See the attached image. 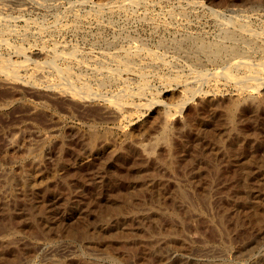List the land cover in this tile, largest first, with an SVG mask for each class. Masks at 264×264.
I'll return each mask as SVG.
<instances>
[{
    "label": "rangeland",
    "instance_id": "374dc122",
    "mask_svg": "<svg viewBox=\"0 0 264 264\" xmlns=\"http://www.w3.org/2000/svg\"><path fill=\"white\" fill-rule=\"evenodd\" d=\"M114 1H117L118 5ZM97 3V0H0V15L7 18V21L6 18L0 19V38H6L5 41L3 40L4 42L0 39V55H2L0 58L9 56L8 60L2 61L5 66L6 63L8 65V61L15 60L12 61L15 65L11 63L7 68L12 67L11 71L13 70L16 74L12 77L9 76V71H0V224L2 222L0 243L9 241V239L11 241L14 238L11 241L13 244L10 242L11 244H8V248L5 247L4 251L8 257H11L14 252L20 256L10 264H48L51 261L52 263L54 261L53 264L69 261L70 264L79 258L88 259L90 264H264V224L262 227L260 226L261 228L252 227L245 218L242 213V211L245 212L244 206L239 204L241 202L239 193L243 189L241 190L240 186L239 189L237 188L239 185L237 183L238 176L232 175L231 166L225 164V157L218 149L215 150L217 152L215 158L211 156L215 148L211 142L200 140L201 124L194 120H188V117L192 116L200 106V101L209 99L217 105L216 111L223 123L222 128L226 129L236 121L234 120L236 119L235 112L243 102L247 103L263 98L264 86L254 88L253 85H245L246 87H244L243 83H250H248V79L244 80L243 75L241 76L243 82L240 81L241 83L238 85L239 81L234 79L235 75L236 73L238 76L243 74L245 68L243 65L233 62L234 55H230L227 50H222V53L217 54V52H211V48L212 44L220 42L228 48L240 46L238 48L239 56L245 57V60L249 58L246 60L247 63L251 61L249 65L258 62L259 59L264 60V0H138V2L136 0V5L132 2L113 0L110 5L102 7H97L99 6ZM111 4L113 5L111 6ZM210 7L213 9H209ZM223 21L224 24H222ZM225 22L228 23L225 24ZM237 24L240 26L238 27ZM226 25L229 30L235 31H231L234 36L228 39L222 36ZM236 27L239 30L234 29ZM237 31L239 32L237 33ZM199 41L205 45L203 48L201 47L202 49L198 47ZM213 41L216 42L213 43ZM5 43L8 45H4ZM58 52L59 57H57ZM66 52H69L66 54L67 57L62 55ZM110 54L112 55L110 56ZM214 54L218 56L214 57ZM126 56L129 57L131 68L120 64V61ZM71 57L72 59H70ZM22 58L28 60L27 67L26 62H23L25 66H22L21 63L25 60ZM45 59H48L50 63H47L48 60ZM41 63L43 64L41 65ZM35 66H38V69ZM223 67L226 69L224 70ZM217 70L218 72H216ZM222 70L223 74L226 72L230 74L224 75L225 78L223 75L221 77L219 75ZM4 73H7L8 76ZM201 73L203 75L200 77ZM204 74L209 78L207 79ZM59 75L63 78H60ZM230 75H234L233 78ZM213 78H217V81ZM60 79L65 80L61 81ZM199 82L202 84L200 85ZM82 83L87 84L88 90L85 85H81ZM54 84L58 87L53 86ZM58 84H62L63 89ZM65 84L73 85L74 89L72 86L71 89L67 88L69 85L66 87ZM234 84L243 87L244 90H240V87H235ZM51 85L53 87L50 88ZM191 85L195 91L197 90L195 95H188L186 105L182 109H178L177 103L181 97L180 92L183 93V86V89L186 90L189 87L192 88ZM247 86L248 88L249 86L253 87L256 91L253 88L248 90ZM64 89L67 90L64 91ZM69 89H76V92ZM85 91L87 92L85 93ZM71 92H75V98ZM114 92H118V97L114 98ZM128 92L132 94L129 95ZM91 93L95 96H92ZM79 94L82 96L81 99L78 97ZM123 94L128 96L123 98ZM87 96L91 98L89 99ZM107 97L110 101L112 99L111 104L109 100H106ZM113 98L116 99V102L120 99L118 102L121 103L127 99L124 101L126 105L123 103L124 105L121 104V106L117 102L121 107L114 106L116 104H114ZM150 99L153 101L151 102ZM128 101L130 102L128 103ZM118 107L121 110H117ZM207 112L211 113L209 110ZM121 113L122 117H120ZM140 125L145 126L143 131L135 136H130V138V131ZM90 134L91 136L95 135V145H99L96 147H100L102 153L97 156H87L81 162L72 160V154L80 148L82 140L89 139ZM171 143L174 145L172 146ZM106 145L108 148L105 147ZM197 148L207 156H202L203 159L200 156H198L200 159L197 156L192 159ZM33 149L35 150L33 151ZM128 149L132 152L130 159L126 162L118 160L117 153L128 152ZM208 149L209 151H207ZM25 153L27 154L25 155ZM208 155L212 159H209ZM219 156L223 158L221 159ZM135 159L142 165L135 164ZM131 162L133 163L130 164ZM133 164L140 168L138 167V169ZM150 168L152 171L149 170ZM142 171L147 174L145 172L143 174ZM152 172L157 174L152 175ZM139 173L143 174V178L139 176ZM149 173L151 174L149 177L144 176ZM123 175L129 179H127L128 185L126 186L123 184L126 183L123 182L125 181ZM143 180L148 182L141 185ZM201 182L209 188L207 187V194L204 196L206 199L203 198L200 201L201 198L198 197L199 189L203 186ZM233 182L235 185L237 183L236 187ZM30 183L42 190L40 193L42 196L39 195V198L35 199L27 198L29 189L27 186ZM135 185L136 187L143 186L140 187L143 193L144 191L146 193L141 196L142 191H140L138 195L130 197L132 200L125 196L124 204L129 207V205H136L139 202L140 205L137 204L139 210L124 212L116 216L106 213L113 201L122 200L126 194L124 190L134 188ZM227 187H233V192L230 190L231 188L227 191ZM149 188L153 190H149ZM156 188L159 194L152 196ZM234 188L237 189L236 192ZM166 189L168 190L166 191ZM177 190L178 194L175 193ZM180 190L186 198L180 194ZM238 190H240L239 193ZM189 194L191 198H188ZM229 194L235 195L233 201ZM234 197H236V201L239 200L237 203L234 202ZM146 200L153 203H147ZM230 203L234 208H231ZM44 205L47 211L40 208L45 207ZM142 206L145 209H141ZM44 210L47 214H51H48L51 220L57 219L58 222L54 224L47 217V219L43 218L45 217ZM49 211H54V217ZM135 211V214L139 216V221L132 219ZM30 213L33 214L32 218H29ZM104 216L113 218L108 219ZM152 216L156 218H152ZM4 217H7L9 222ZM43 219L49 223H45ZM105 219H107L106 222ZM29 223L32 226H34L33 223L36 226L42 225L45 228L42 231H46V233H42L38 226H35L38 232L35 230L36 233H33V237L31 234L26 236L23 231L28 228ZM17 228L19 229L17 230ZM88 228L91 230L89 231ZM128 228L132 234L129 238L125 235L129 231ZM262 228L263 230H260ZM81 230H87L89 235L79 234ZM132 231L144 235L138 236ZM123 233L125 239L122 237ZM118 235H121L120 237L123 239ZM125 243L128 245L127 247Z\"/></svg>",
    "mask_w": 264,
    "mask_h": 264
},
{
    "label": "bare ground",
    "instance_id": "6f19581e",
    "mask_svg": "<svg viewBox=\"0 0 264 264\" xmlns=\"http://www.w3.org/2000/svg\"><path fill=\"white\" fill-rule=\"evenodd\" d=\"M113 0H97V5H99V6H97V7H102V6H106V5H110V3L112 2ZM122 1H126V2H132L133 4H135V2H136V0H122ZM135 1V2H134ZM141 1V0H140ZM209 1V0H208ZM243 1V0H242ZM115 2V1H114ZM113 2V3H114ZM117 2V1H116ZM115 2V3H116ZM137 2H138V0H137ZM84 3V2H83ZM96 3V2H95ZM114 3V5H116ZM82 4V3H81ZM72 5V4H71ZM113 4H111V6H112ZM118 5V4H117ZM120 5H122V4H120ZM120 5H119V7H120ZM128 5V4H127ZM130 5V4H129ZM136 5V4H135ZM216 5V4H215ZM82 6V5H81ZM203 6V5H202ZM109 7V6H108ZM107 7V8H108ZM118 7V6H117ZM110 8V7H109ZM112 8V7H111ZM96 9V8H95ZM101 9V8H100ZM209 9H211V7L209 8ZM213 9V8H212ZM211 9V10H212ZM214 9H216V8H214ZM210 10V11H211ZM108 11V10H107ZM78 13V12H77ZM100 13V12H99ZM216 13V12H215ZM59 15V14H58ZM218 15V14H217ZM220 15V14H219ZM0 17H2V15H0ZM8 17V16H7ZM19 17V16H18ZM77 17V16H76ZM4 18V16L2 17V18H0V19H3ZM6 18V17H5ZM4 18V19H5ZM12 18V17H11ZM57 18V17H56ZM55 18V19H56ZM8 19H9V17H8ZM28 19V18H27ZM77 19V18H76ZM6 21H7V18H6ZM42 23V22H41ZM40 23V24H41ZM228 22H225V24H227ZM232 23H234V22H232ZM28 24V23H27ZM32 24V23H31ZM35 24V23H34ZM75 24V23H74ZM222 24H224V21L222 22ZM12 25V24H11ZM43 25V24H42ZM41 25V26H42ZM222 26H224L225 27V25H222ZM227 26V25H226ZM237 26H238V24H237ZM239 26H240V24H239ZM238 26V27H239ZM241 26H242V24H241ZM221 27V26H220ZM234 27V26H233ZM233 27H232V29H233ZM238 27H236V28H234V29H238ZM229 27L227 26L226 28H224L223 29V32H222V36L224 37V38H230V37H232V36H234L233 34L234 33H232V32H235V31H232L231 29L229 30L228 29ZM231 28V27H230ZM245 28V27H244ZM240 29H241V27H240ZM239 30V29H238ZM243 30H245V29H243ZM10 31H12V30H10ZM9 31V32H10ZM232 31V32H231ZM239 31H237V33H238ZM242 32V31H241ZM248 33V32H247ZM239 36H240V33H239ZM192 37V36H191ZM197 37V36H196ZM201 37V36H200ZM187 38H188V36H187ZM252 38V37H251ZM1 39V38H0ZM6 39V38H5ZM5 39H1L2 40V42H4L5 41ZM195 39H197V38H195ZM4 40V41H3ZM203 40V39H202ZM230 40V39H229ZM241 40V39H240ZM253 40V39H252ZM1 42V43H2ZM200 42V41H199ZM214 42H216V41H213V43ZM246 42V41H245ZM254 42V41H253ZM6 43H7V40H6ZM6 43L4 44V45H6ZM10 43H12V42H10ZM10 43H9V46H10ZM185 43V42H184ZM195 43V42H194ZM223 43V42H222ZM255 43V42H254ZM208 44V43H207ZM8 45V44H7ZM6 45V46H7ZM12 45V44H11ZM14 45V44H13ZM187 45V44H186ZM189 45V44H188ZM190 45H192V44H190ZM198 45V44H197ZM208 45H210V44H208ZM205 45L203 44V43H201L200 42V44L198 45V47H204ZM231 46H233V45H231ZM239 46V45H238ZM237 46V47H238ZM258 46V45H257ZM197 47V46H196ZM240 47V46H239ZM238 47V48H239ZM18 48H19V46H18ZM17 48V49H18ZM43 48V47H42ZM51 48V47H50ZM49 48V49H50ZM193 48V47H192ZM201 48V49H202ZM210 48V47H209ZM238 48H236V47H232V48H228V47H225L224 45H222L221 44V42L220 43H216V44H212V51L211 52H217V54L219 53V52H221L222 50H227V52H229L230 53V55L232 54V55H234L233 57H232V60H234L233 62H235L236 64H240V65H243L244 66V68H245V72L243 73V74H241V75H237V73H236V75H235V80L236 81H239L238 82V85L241 83L240 81H242V75L245 77V81L248 79V83H250V84H247V83H243L242 85H244V87H246L245 85H253V87L255 88L256 86H257V88H259V87H261V86H264V60L263 59H259V61L258 62H256V63H254V64H250L249 65V63L251 62H249V63H247V61L246 60H248V59H244L245 57H242V56H239V54H240V50L238 49ZM48 49V48H47ZM198 49V48H197ZM205 49V48H204ZM12 50H13V48H12ZM14 51V50H13ZM12 51V52H13ZM19 51V50H18ZM17 51V52H18ZM56 51V50H55ZM16 52V51H15ZM15 52H14V54H15ZM63 52H65V51H63ZM206 52H209V51H206ZM210 52V53H211ZM255 52V51H254ZM69 53V52H68ZM67 52L64 54V53H62V55H66V54H68ZM100 53V52H99ZM104 53V52H103ZM108 53V52H107ZM222 53V52H221ZM25 54V53H24ZM213 55L214 57L215 56H218V55ZM220 54V53H219ZM11 55V54H10ZM18 55V54H17ZM44 55V54H43ZM54 55V54H53ZM53 55H51L52 57H53ZM57 55V54H56ZM56 55H54V56H56ZM59 52H58V56L57 57H59ZM109 55V54H108ZM112 54H110V56H111ZM222 55V54H221ZM48 56V55H47ZM68 55H66V57H67ZM104 56V55H103ZM110 56H108L109 58H110ZM129 56H131V55H129ZM208 56V55H207ZM0 57H2V55H0ZM3 57H5L4 55H3ZM9 56H7L6 58H0L1 59V61H0V71L1 72H8L9 71V76L11 75L12 77L13 76H15L16 74H14V72H13V70L11 71V68L10 69H8L7 68V66L9 65V64H11L12 63V61H15V60H11V62L10 61H8V65H7V63H6V66L4 65V63H2V61H4V59H7ZM23 57V56H22ZM25 57V56H24ZM112 57H114V56H112ZM118 57V56H117ZM27 58V57H26ZM26 58H22V59H25L24 61H22V63L21 64H23L22 66H25L24 65V63L23 62H26V67H27V61H26ZM32 58V57H31ZM55 58V57H54ZM123 58V57H122ZM125 58V57H124ZM209 58V57H208ZM207 58V59H208ZM219 58V57H218ZM229 58V57H228ZM3 59V60H2ZM10 59H12V58H10ZM9 59V60H10ZM29 59V58H28ZM65 59V58H64ZM70 59H72V57L70 58ZM69 59V60H70ZM103 59V58H102ZM116 59V61H118V59L117 58H115ZM133 59V58H132ZM231 59V58H230ZM8 60V59H7ZM17 60V59H16ZM20 60V59H19ZM30 60H32V59H30ZM45 60H48V59H45ZM44 60V61H45ZM106 60V59H105ZM108 60V59H107ZM110 60V59H109ZM108 60V61H109ZM121 60V59H120ZM210 60V59H209ZM43 61V62H44ZM79 61V60H78ZM99 61V60H98ZM103 61V60H102ZM112 61H113V59H112ZM7 62V61H6ZM20 62V61H19ZM19 62H17V63H19ZM36 62V61H35ZM81 62V61H80ZM121 63L120 64H123V66H125V67H130L131 66V62H130V60H129V57L127 58V56H126V58L125 59H122L121 61H120ZM228 62H229V60H228ZM233 62H230V63H233ZM47 63H50V61L48 60V62ZM78 63V62H77ZM104 63V62H103ZM112 63H114V62H112ZM13 64V63H12ZM37 64V63H36ZM43 63H41V65H42ZM79 64V63H78ZM97 64H99V63H97ZM118 65H119V63H117ZM132 64H133V62H132ZM212 64H213V62H212ZM218 64V63H217ZM221 64V63H220ZM225 64V63H224ZM236 64H234L236 67H237V65ZM13 65H15V63L13 64ZM18 65V64H17ZM17 65H16V67H17ZM20 65V64H19ZM38 65V64H37ZM40 65V64H39ZM50 66H52L51 64H49ZM101 65V64H100ZM103 65V64H102ZM101 65V66H102ZM12 66V65H11ZM21 66V67H22ZM226 66V65H225ZM230 66V65H229ZM233 66V65H232ZM239 66V65H238ZM243 66H241V67H243ZM25 67V68H26ZM36 67V66H35ZM35 67H34V69H35ZM38 67V66H37ZM36 67V68H37ZM40 67V66H39ZM220 67H222V66H220ZM236 67H234V68H236ZM240 67V68H241ZM253 67H255V68H253ZM15 68V67H14ZM18 68V67H17ZM24 68V67H23ZM51 68V67H50ZM131 68V67H130ZM224 68V70L226 69L225 67H223ZM227 68L229 69V67L227 66ZM13 69V68H12ZM16 69V68H15ZM15 69H14V71H15ZM27 69V68H26ZM38 69V68H37ZM36 69V70H37ZM40 69H41V67H40ZM125 69H127V68H125ZM129 69V68H128ZM237 69V68H236ZM44 70V69H43ZM46 70V69H45ZM68 70V69H67ZM70 70V69H69ZM235 70V69H234ZM239 70V69H238ZM244 70V69H243ZM11 71V72H10ZM34 71V70H33ZM64 71V70H63ZM231 71V70H230ZM237 71V70H236ZM0 72V73H1ZM15 72H17V71H15ZM55 72V71H54ZM53 72V73H54ZM216 72H218V70L216 71ZM221 72V71H220ZM62 73V72H61ZM67 73H68V71H67ZM67 73H65V75H67ZM196 73V72H195ZM212 73V72H211ZM211 73H209V74H211ZM224 72H223V70H222V73H221V75H219V76H221L222 77V75H223V77L225 78V76L224 75H227V73L228 72H226V74H223ZM232 73V72H231ZM241 73V72H240ZM5 75L7 74V73H4ZM228 74H230V73H228ZM233 74V73H232ZM231 74V75H232ZM235 74V73H234ZM32 75H34V74H32ZM64 75V76H65ZM69 75V74H68ZM198 75V74H197ZM203 74L201 73L199 76L201 77ZM205 75V74H204ZM230 75V77H232L233 78V76H231ZM6 76H8V75H6ZM60 76V75H59ZM101 76V75H100ZM117 76V75H116ZM199 76H198V78H199ZM212 76H215V75H212ZM196 77V76H195ZM205 77H206V75H205ZM29 78V77H28ZM60 78H63V77H61L60 76ZM100 78V77H99ZM173 78V77H172ZM207 79L209 78V77H206ZM205 78V79H206ZM242 78V79H241ZM7 79V78H6ZM13 79V78H12ZM27 79V78H26ZM66 79V78H65ZM64 79V80H65ZM70 79H72V78H70ZM107 79V78H106ZM114 79V78H113ZM187 79V78H186ZM201 79V78H200ZM199 79V80H200ZM205 79H204V82H205ZM213 79H215V78H213ZM228 79V78H227ZM10 80V79H9ZM32 80V79H31ZM61 80V79H60ZM63 80V79H62ZM61 80V81H62ZM63 80V81H64ZM103 80H105V79H103ZM110 80V79H109ZM173 80H175V79H173ZM198 80V81H199ZM203 80V79H202ZM216 81H217V78L215 79ZM220 80V79H219ZM218 80V81H219ZM226 80V79H225ZM224 80V81H225ZM187 81V80H186ZM201 81V80H200ZM213 81V80H212ZM227 81V80H226ZM225 81V82H226ZM67 82V81H66ZM66 82H63V83H66ZM179 82V81H178ZM202 82V81H201ZM201 82H199L200 83V85L202 84ZM206 82H207V80H206ZM220 82V81H219ZM233 82V81H232ZM243 82V81H242ZM62 83V82H61ZM70 83V82H69ZM72 83V82H71ZM103 83V82H102ZM216 83V82H215ZM215 83H214V85H215ZM221 83H223L222 81H221ZM234 83V82H233ZM48 84L50 85V83L48 82ZM48 84H46V85H48ZM146 84V83H145ZM205 84V83H204ZM224 84V83H223ZM236 84V83H235ZM234 84V85H235ZM48 85V86H49ZM58 85H62V84H58ZM66 85V84H65ZM69 85V84H68ZM68 85H66V87L68 86ZM81 85H85L84 83H82ZM87 85V84H86ZM85 85V87H86V89L88 90V88H87V86ZM126 85V84H125ZM127 85H128V83H127ZM199 85V84H198ZM217 85H219V84H217ZM232 85V84H231ZM238 85H235V87H237ZM38 86V85H37ZM53 86H55V87H58V86H56V84H54ZM52 85L50 86V88L51 87H53ZM59 86V87H60ZM64 86V85H63ZM70 86V85H69ZM67 87V88H70L71 89V86L73 87V85H71L70 87ZM147 86V85H146ZM195 86V85H194ZM44 87H46V86H44ZM62 87V86H61ZM191 87H192V85H191ZM234 87V88H235ZM238 87H240V86H238ZM253 87H250L249 86V88H253ZM65 88V87H64ZM80 87H78V89H79ZM183 88H184V86H183ZM182 88V92L183 93H181L180 92V99H179V103H177L178 105V109H182L185 105H186V102H187V97H188V95H195L194 93L197 91H195V88L194 87H192V88H190L189 87V89H183ZM186 88H187V86H186ZM198 87L196 86V89H197ZM247 88H248V86H247ZM249 88H248V90H249ZM253 88V89H254ZM56 89H58V88H56ZM61 89H63V87L61 88ZM69 89V90H70ZM73 89H74V87H73ZM77 89V88H76ZM75 89V90H76ZM85 89V88H84ZM85 89V90H86ZM128 89V88H127ZM130 89V88H129ZM143 89V88H142ZM240 90H244V88L243 87H240L239 88ZM60 90V89H59ZM65 90H67V89H64V91ZM75 90H70V91H75ZM79 90H81V88L79 89ZM96 90V89H95ZM132 90V89H131ZM135 90V89H134ZM199 90H201V89H199ZM247 90V91H248ZM252 90V89H251ZM255 91H256V89H254ZM263 90H264V88H263ZM63 91V93H65ZM119 92H120V90H118ZM123 91V90H122ZM129 91V90H128ZM136 91V90H135ZM137 91H139V89H137ZM227 91V90H226ZM69 92V91H68ZM76 92V91H75ZM75 92L74 93H72L71 92V94H72V96L74 95V98H75ZM81 92H82V90H81ZM84 92V91H83ZM87 91H85V93H86ZM99 92V91H98ZM203 92V91H202ZM206 92V91H205ZM215 92V91H214ZM232 92V91H231ZM253 92V91H252ZM79 93V92H78ZM90 93V92H89ZM118 93V92H117ZM117 93H115L114 92V94H116V95H114L113 94V96H115L114 98H116V97H118L117 96ZM169 93H171V92H169ZM207 93H209V92H207ZM217 93V92H216ZM220 93V92H219ZM239 93H240V91H239ZM242 93V92H241ZM251 93V92H250ZM77 94V93H76ZM91 94H93V93H91ZM101 94V93H100ZM112 94V93H111ZM120 94V93H119ZM118 94V95H119ZM125 94H127V93H125ZM125 94H123L124 96H123V98H126V96H128V95H125ZM128 94L129 95H131L129 92H128ZM133 94H134V92H133ZM136 94V93H135ZM138 94H139V92H138ZM141 94H142V92H141ZM205 94V93H204ZM237 94H238V92H237ZM80 95V94H79ZM78 95V97L80 98H82V96H84V94H82L81 93V95L79 96ZM99 95V94H98ZM177 95V94H176ZM252 95V94H251ZM86 96V95H85ZM89 96V95H88ZM87 96V97H88ZM92 96H95V94H93ZM102 97H103V95H101ZM141 96V95H140ZM191 96H190V98H191ZM77 97V96H76ZM98 97H100V95L98 96ZM97 97V98H98ZM101 97V98H102ZM105 97V96H104ZM110 97V96H109ZM120 97H122V95H120ZM130 97V96H129ZM143 97V96H142ZM166 97V96H165ZM174 97V96H173ZM172 97V98H173ZM233 97V96H232ZM251 97V96H250ZM253 97V96H252ZM80 98V99H81ZM89 98V97H88ZM91 98V97H90ZM89 98V99H90ZM96 98V99H97ZM108 98V97H107ZM111 98H112V95H111ZM113 98V101L115 102L114 104H116V105H114L113 103V105L114 106H119L118 105V103L121 105H124L123 103H125V105H126V102H124V101H127V99L126 100H124L123 101V103H121V102H118L119 100H118V98H117V102L115 101L116 99H114ZM131 98V97H130ZM171 98V97H170ZM203 98V97H202ZM209 98V97H208ZM105 99V98H104ZM135 99V98H134ZM149 99V98H148ZM167 99H169V98H167ZM230 99V98H229ZM85 100V99H84ZM106 100H109V98L108 99H106ZM206 101H200L201 103H200V106L198 107V109L195 111V113L192 115V116H189L188 114V120L189 121H192V120H194V121H196V122H198V123H200L201 124V127H200V140L201 141H203V142H211L212 144H213V146H214V148L215 149H213L212 151V157H214L215 158V154L217 153V152H215V150H219L220 151V153H222V155H223V157H225V164H229L230 166H231V172H232V175L233 176H238V189H239V186H240V189L242 190L243 189V191L241 192V193H239V191L240 190H238L237 192L240 194V199H241V202L239 203V204H242L243 206H244V208L243 209H245V212L244 211H242V213H244V215H245V218H247V220L249 221V223L252 225V227H262V225L264 224V96H263V98H261V99H259V100H256V101H248L247 103H242V101H241V103H242V105L241 106H239V108L237 109V112H235V117H236V119H234V120H236V121H234V122H232V124H231V127H229V128H226V129H223L222 128V121H221V118H220V116H219V114L217 113V111H216V107H217V105L215 104V103H213L211 100H209V99H205ZM218 100V99H217ZM110 101V100H109ZM111 101H112V99H111ZM111 101L109 102L110 104H111ZM150 101H151V99H150ZM153 101V100H152ZM151 101V102H152ZM155 101V100H154ZM130 101H128V103H129ZM145 102H147V101H145ZM156 102V101H155ZM176 102V101H175ZM178 102V101H177ZM220 102V101H219ZM235 102V101H234ZM240 102V101H239ZM238 102V103H239ZM127 103V104H128ZM135 103V102H134ZM133 103V104H134ZM170 103V102H169ZM168 103V104H169ZM174 103V102H173ZM230 103V102H229ZM153 104V103H152ZM151 104V105H152ZM121 105V106H122ZM130 105H131V103H130ZM138 105V104H137ZM141 105V104H140ZM171 105V104H170ZM173 105V104H172ZM233 105V104H232ZM237 105V104H236ZM239 105V104H238ZM121 106H119V107H121ZM194 106H197V105H194ZM231 106V105H230ZM235 106V105H234ZM116 108L117 110L119 109V110H121V108ZM124 107V106H123ZM127 107V106H126ZM125 107V108H126ZM130 107V106H129ZM135 107V106H134ZM226 107V106H225ZM115 108V107H114ZM136 108V107H135ZM169 109V108H168ZM218 109V108H217ZM236 108L234 107V110H235ZM126 110V109H125ZM124 110V111H125ZM211 111V113H208L207 111ZM127 111V110H126ZM125 111V112H126ZM225 112V111H224ZM223 112V113H224ZM231 112V111H230ZM119 113V112H118ZM164 113V112H163ZM156 114V113H155ZM122 115V113L120 114V117H122L121 116ZM124 115V114H123ZM131 115V114H130ZM154 115V114H153ZM185 115V114H184ZM224 115V114H223ZM222 115V116H223ZM228 115V114H227ZM167 116H169V115H167ZM160 117V116H159ZM137 118V117H136ZM118 119V118H117ZM156 119V118H155ZM161 119V118H160ZM165 119V118H164ZM159 122H160V120H159ZM155 123V122H154ZM164 123V122H163ZM193 123V122H192ZM179 124V123H178ZM119 125V124H118ZM117 125V126H118ZM149 125V124H148ZM161 125V124H160ZM175 125V124H174ZM194 125V124H193ZM94 126V125H93ZM149 127V126H148ZM177 127V126H176ZM187 127V126H186ZM191 127H193V126H191ZM197 127H198V125H197ZM145 128V126L143 127V126H137L136 128H134L133 130H131L130 131V133H129V137L130 136H135L136 134H140L142 131H143V129ZM161 128V127H160ZM180 128V127H179ZM178 128V129H179ZM222 128V129H221ZM154 129V128H153ZM101 130V129H100ZM147 130H149V129H147ZM198 130H199V128H198ZM70 133V132H69ZM102 133V132H101ZM100 133V134H101ZM81 135H82V133H80ZM88 134V133H87ZM93 134H95V133H93ZM165 134V133H164ZM89 135V134H88ZM111 135V134H110ZM169 135H171V134H169ZM168 135V136H169ZM78 136V135H77ZM85 136H87V135H85ZM95 136V135H94ZM94 136L92 135L91 136V134H90V137H89V139H86L85 141L84 140H82L81 142V146H80V148L77 150V151H75L73 154H72V156H73V159L72 160H74V161H77V162H81L85 157H91V156H97V155H99V154H101L102 153V149L100 150L98 147H96L97 145H95V138H94ZM97 136V135H96ZM109 136V135H108ZM125 136V135H124ZM101 137V136H100ZM102 137H104V136H102ZM112 137H114V136H112ZM116 137V136H115ZM159 137H161V136H159ZM97 138V137H96ZM131 138V137H130ZM85 139V138H84ZM101 139V138H100ZM103 139V138H102ZM105 139V138H104ZM125 139V138H124ZM159 139H161V138H159ZM109 140H111V138H109ZM136 140H138L137 138H136ZM163 140V139H162ZM71 141V140H70ZM97 141V140H96ZM99 141V140H98ZM115 141V140H114ZM113 141V142H114ZM120 141V140H119ZM127 141V140H126ZM125 141V142H126ZM200 141V142H201ZM101 142H104V141H101ZM112 142V141H111ZM116 142V141H115ZM63 143V142H62ZM80 143V142H79ZM99 143V142H98ZM117 143V142H116ZM164 143V142H163ZM169 143V142H168ZM210 143V144H211ZM166 144V143H165ZM172 144V143H171ZM176 144V143H175ZM204 144V143H203ZM209 144V145H210ZM115 145V144H114ZM117 145H118V143H117ZM174 144H172V146H173ZM79 146V145H78ZM99 146V145H98ZM103 146V145H102ZM109 146V145H108ZM112 146V145H111ZM171 146V145H170ZM203 146V145H202ZM211 146V145H210ZM61 147V146H60ZM105 147H107V145L105 146ZM113 147V146H112ZM116 147V146H115ZM40 148V147H39ZM77 148V147H76ZM108 148V147H107ZM111 148V147H110ZM202 148V147H201ZM167 149V148H166ZM207 149V148H206ZM205 149V150H206ZM35 149H33V151H34ZM107 150H111V149H107ZM106 150V151H107ZM129 150V149H128ZM204 150V151H205ZM211 150V149H210ZM29 151V150H28ZM27 151V152H28ZM38 151V150H37ZM105 151V152H106ZM207 151H209V149L207 150ZM108 152V151H107ZM164 152V151H163ZM168 152V151H167ZM173 152V151H172ZM171 152V153H172ZM29 153H30V151H29ZM32 153V152H31ZM204 153V152H203ZM200 150H198V148L196 149V151H194V153H193V155H192V159H194L196 156L198 157V156H200L202 159H203V157L202 156H204V157H206L207 155H204ZM27 153H25V155H26ZM43 154V153H42ZM116 154V153H115ZM160 154V153H159ZM164 154V153H163ZM208 154V153H207ZM32 155V154H31ZM132 155V152L129 150L128 152H126V151H121V152H119V153H117V158H118V160H120V161H122V162H126V160L128 161L129 159H130V156ZM165 155V154H164ZM28 156V155H27ZM33 156V155H32ZM116 156V155H115ZM135 156V155H134ZM138 156V155H137ZM136 156V157H137ZM169 156V155H168ZM172 156V155H171ZM20 157V156H19ZM24 157V156H23ZM175 157V156H174ZM219 157H221V159L223 158L222 156H219ZM114 158V157H113ZM132 158H134V157H132ZM140 158H142V157H140ZM168 158V157H167ZM166 158V159H167ZM208 158L210 159L211 157L208 155ZM207 158V159H208ZM24 159V158H23ZM22 159V160H23ZM37 159H39V158H37ZM86 159V158H85ZM144 159V158H143ZM163 159V158H162ZM171 159H172V157H171ZM191 159V160H192ZM198 159H200L199 157H198ZM201 159V160H202ZM206 159V158H205ZM204 159V160H205ZM212 159V158H211ZM218 159V158H217ZM117 160V159H116ZM156 160V159H155ZM173 160V159H172ZM105 161H106V159H105ZM130 161H133V160H130ZM135 161H136V159H135ZM150 161V160H149ZM168 161H170V160H168ZM176 161V160H175ZM174 161V162H175ZM213 161V160H212ZM218 161V160H217ZM219 161H220V159H219ZM222 161V160H221ZM227 161V162H226ZM68 162V161H67ZM104 162V161H103ZM121 162V163H122ZM171 162V161H170ZM224 162V161H223ZM64 163H66V160H64ZM118 163V162H117ZM120 163V162H119ZM133 162H131L130 164H132ZM157 163V162H156ZM165 163V162H164ZM187 163H188V161H187ZM190 163V162H189ZM206 163V162H205ZM204 163V164H205ZM221 163V162H220ZM72 164V163H71ZM135 164H139V163H137V161L135 162ZM135 164H133V165H135ZM141 164V163H140ZM139 164V165H140ZM203 164V163H202ZM202 164H199V165H202ZM74 165V164H73ZM142 165V164H141ZM152 165V164H151ZM155 165V164H154ZM185 165V164H184ZM188 165V164H187ZM209 165V164H208ZM27 166V165H26ZM35 166V165H34ZM226 166V165H225ZM67 167V166H66ZM101 167V166H100ZM126 167V166H125ZM134 167V166H133ZM132 167V168H133ZM135 167H139L140 168V166H137V165H135ZM143 167H144V165H143ZM150 167H152V166H150ZM203 168H206V167H204V166H202ZM23 168V167H22ZM64 168V167H63ZM136 168V169H137ZM138 168V169H139ZM164 168V167H163ZM173 168V167H172ZM202 168V169H203ZM221 168H222V166H221ZM155 169H156V167H155ZM160 169V168H159ZM169 170L171 169V168H168ZM207 169V168H206ZM228 169H230V168H228ZM227 169V170H228ZM55 170V169H54ZM53 170V171H54ZM61 170V169H60ZM114 170V169H113ZM146 170V169H145ZM149 170H151V168L149 169ZM149 170H147V171H149ZM209 170V169H208ZM118 171V170H117ZM152 171V170H151ZM154 171V170H153ZM205 171V170H204ZM210 171V170H209ZM213 171V170H212ZM224 171H225V169H224ZM229 171V170H228ZM20 172V171H19ZM70 172H71V170H70ZM77 172V171H76ZM129 172V171H128ZM140 172V171H139ZM143 172V174H145L146 172L145 171H142ZM145 172V173H144ZM200 172V171H199ZM206 172V171H205ZM230 172V171H229ZM73 173V172H72ZM141 173V172H140ZM139 173V176L140 177H142V175L143 174H140ZM154 173H156V172H152V175L154 174ZM201 173V172H200ZM199 173V174H200ZM212 173V172H211ZM228 173V172H227ZM130 174V173H129ZM147 174V173H146ZM157 174V173H156ZM202 174V173H201ZM204 174V173H203ZM16 175V174H15ZM53 175V174H52ZM149 175H151L150 173L148 174V175H144V176H148L149 177ZM212 175V174H211ZM227 175V174H226ZM73 176V175H72ZM126 176H127V174H126ZM136 176H137V173H136ZM135 176V177H136ZM138 176V177H139ZM210 176V175H209ZM221 176V175H220ZM222 176H223V174H222ZM21 177V176H20ZM33 177V176H32ZM111 177V176H110ZM123 177H124V175H123ZM134 177V178H135ZM139 177V178H140ZM151 177V176H150ZM154 177V176H153ZM206 177H207V174H206ZM118 178H120V177H118ZM129 178H130V176H129ZM143 178V177H142ZM44 179V178H43ZM122 179V178H121ZM124 179H125V181H123V182H126V183H123L125 186L126 185H128L127 183V181L129 180L128 178V180L124 177ZM148 179V178H147ZM154 179V178H153ZM160 179V178H159ZM202 179V178H201ZM230 179V178H229ZM232 179V178H231ZM234 179V178H233ZM47 180V179H46ZM65 180L67 181V178H65ZM141 180V179H140ZM206 180H208V179H206ZM10 181V180H9ZM16 181H18V180H16ZM43 181V180H42ZM90 181V180H89ZM136 181H138V180H136ZM142 181V180H141ZM151 181H153L152 179H151ZM157 181V180H156ZM211 181V180H210ZM234 181H236V180H234ZM38 182V181H37ZM145 180H143V183L141 184V183H139V184H141V185H145ZM148 182V181H147ZM146 182V183H147ZM161 182V181H160ZM204 182V181H203ZM203 182H201V184L203 185ZM232 182V181H231ZM136 183V182H135ZM235 182H233V184H234ZM237 183H236V185H235V187L237 186ZM11 184V183H10ZM39 184H40V182H39ZM68 184V183H67ZM201 184H200V186H201ZM13 185V184H12ZM18 185V184H17ZM27 185V184H26ZM41 185V184H40ZM58 185V184H57ZM141 185H139V187L141 186ZM148 185V184H147ZM229 185H231L232 186V184H229ZM233 185V186H234ZM44 186V185H43ZM42 186V187H43ZM48 186V185H47ZM60 186V185H59ZM138 186V185H137ZM159 186V185H158ZM179 186V185H178ZM200 186H199V188H200ZM211 186V185H210ZM228 186V185H227ZM13 187V186H12ZM27 187H29V189H28V193H27V198L29 197H31V198H39V195H41L40 193H42V190H40L38 187H36V186H34L33 184H28V186ZM26 187V188H27ZM79 187V186H78ZM135 187H136V185H135ZM127 188V191L126 190H124L125 191V195H124V197L122 198V200H116V201H113L110 205H109V207H108V211H106V213L108 212V214H111L112 216L113 215H119V214H123L124 212L126 213H128L129 211L131 212V211H134V210H136V209H138L139 208V206L137 205V204H139V202L135 205V204H133V205H129V207H127V206H125V196L128 198L129 197V199H131L132 200V198H133V196L134 195H138L139 194V192L140 191H142V189H141V187H143V186H141L140 188L139 187H136V188ZM145 187V186H144ZM174 187H177V186H174ZM182 187V186H181ZM198 187V186H197ZM207 187L208 186H206V184L205 185H203L202 186V188L201 189H199L200 190V192H199V190H198V192H199V199H200V201L204 198V196H206V194H207ZM212 187V186H211ZM242 187V188H241ZM180 188V187H179ZM209 188V187H208ZM228 188V187H227ZM231 188V187H230ZM230 188H228L227 189V191L230 189ZM233 188V187H232ZM230 189L231 191L233 190V189ZM14 189V188H13ZM123 189V188H122ZM129 189V190H128ZM153 190L152 188H149V190ZM174 189V188H173ZM183 189V188H182ZM187 189V188H186ZM212 189V188H211ZM235 189V188H234ZM15 190V189H14ZM63 190V189H62ZM146 190H148V188H146ZM155 190V189H154ZM168 189H166V191H167ZM236 190L237 189H235V192H236ZM11 191V190H10ZM26 191V190H25ZM80 191H82V190H80ZM165 191V190H164ZM172 191V190H171ZM27 192V191H26ZM123 192V191H122ZM148 192V191H147ZM156 192V193H155ZM155 192H153V194H152V196L154 195V194H156V196H158L157 194H159V191L157 190V188H156V191ZM197 192V193H198ZM230 192V191H229ZM228 192V193H229ZM233 192V191H232ZM83 193V192H82ZM121 193V192H120ZM146 193V191H144V193H143V191H142V193H140L141 194V196L143 195V194H145ZM170 193V192H169ZM172 193H174V192H172ZM175 193H177L178 194V190H177V192H175ZM185 193V192H184ZM196 193V194H197ZM61 194V193H60ZM109 194H111V193H109ZM161 194V193H160ZM164 194V193H163ZM166 194V193H165ZM180 194L184 197L185 195L183 194V192H182V190H180ZM191 194V193H190ZM190 194H189V196H188V198L190 197ZM196 194H195V196H196ZM210 194V193H209ZM237 194V193H236ZM239 194H237V195H239ZM12 195V194H11ZM14 195H15V193H14ZM24 195V194H23ZM111 195H113V194H111ZM121 195V194H120ZM151 195V194H150ZM170 195V194H169ZM180 195V196H181ZM186 195H188V194H186ZM229 195H231V194H229ZM8 196V195H7ZM6 196V197H7ZM42 196V195H41ZM40 196V197H41ZM65 196V195H64ZM117 196V195H116ZM160 196V195H159ZM166 196V195H165ZM180 196H176V197H180ZM232 196V195H231ZM233 196H235V195H233ZM233 196H232V200L231 201H233ZM70 197V196H69ZM122 197V195L120 196V198ZM130 197H132V198H130ZM173 197V196H172ZM171 197V198H172ZM237 197V196H236ZM236 197H234V202L237 200H235V198ZM23 198H25V197H23ZM30 198V199H31ZM144 198V197H143ZM157 198V197H156ZM160 198V197H159ZM184 198H186V197H184ZM191 198V197H190ZM26 199V198H25ZM24 199V201H26ZM29 199V200H30ZM33 199V200H34ZM43 199V198H42ZM69 199H71V198H69ZM125 199V200H124ZM135 199V198H134ZM149 199V198H148ZM151 199V198H150ZM155 199V198H154ZM199 199H197V200H199ZM204 199H206V198H204ZM239 199V198H238ZM140 200V199H139ZM153 200V199H152ZM171 200V199H170ZM169 200V201H170ZM173 200V199H172ZM188 200V199H187ZM186 200V201H187ZM6 201V200H5ZM23 201V200H22ZM32 201V200H31ZM96 201V200H95ZM142 201V200H141ZM148 200H146V202H147ZM165 201V200H164ZM168 201V200H167ZM185 201V202H186ZM194 201V200H193ZM211 201V200H210ZM231 201H229V202H231ZM239 201V200H238ZM238 201H236V203L238 202ZM9 202V201H8ZM29 202V201H28ZM46 202V201H45ZM96 202H98V201H96ZM134 202V201H133ZM137 202V201H136ZM150 202V201H149ZM149 202H147V203H149ZM156 202V201H155ZM179 202H181V201H179ZM204 202V201H203ZM214 202V201H213ZM225 202V201H224ZM223 202V203H224ZM1 203V202H0ZM39 203V202H38ZM49 203V202H48ZM63 203V202H62ZM141 203H143L144 204V202H141ZM153 203V202H152ZM151 202H150V204H152ZM158 203V202H157ZM222 203V205H224ZM233 203V202H232ZM4 204H6V203H4ZM8 204V203H7ZM13 204V203H12ZM109 204V203H108ZM142 204V205H143ZM146 204V203H145ZM174 204V203H173ZM172 204V205H173ZM187 204H189L188 202H187ZM186 204V205H187ZM201 204V203H200ZM226 204V203H225ZM39 205H40V203H39ZM46 205V204H45ZM44 205V206H45ZM63 205V204H62ZM140 205V204H139ZM147 205V204H146ZM156 205V204H155ZM157 205H159V204H157ZM156 205V206H157ZM165 205V204H164ZM169 205V204H168ZM171 205V204H170ZM180 205V207H182L181 206V204H179ZM182 205H183V203H182ZM190 205V204H189ZM203 205V204H202ZM221 205V206H222ZM230 205H231V203H230ZM229 205V206H230ZM234 205V204H233ZM4 206V205H3ZM149 206V205H148ZM163 206V205H162ZM201 206V205H200ZM213 206V205H212ZM12 207V206H11ZM26 207V206H25ZM37 207V206H36ZM40 207V206H39ZM50 207V206H49ZM145 207V206H144ZM151 207V206H150ZM164 207V206H163ZM172 207V206H171ZM173 207H174V205H173ZM172 207V209H174ZM183 207H188V206H183ZM197 207V206H196ZM239 207V206H238ZM2 208H4V207H2ZM23 208V207H22ZM26 208H28V207H26ZM40 208H42V210L43 209H45L46 208V206L45 207H40ZM143 208V206L141 207V209ZM169 208V207H168ZM192 208V207H191ZM194 208V207H193ZM203 208V207H202ZM212 208V207H211ZM228 208V207H227ZM231 208H234V206L232 207V205H231ZM241 208V207H240ZM7 209V208H6ZM29 209V208H28ZM39 209V208H38ZM47 209V208H46ZM45 209V210H46ZM51 209V208H50ZM143 209H145V208H143ZM147 209H148V207H147ZM177 209V208H176ZM180 209V208H179ZM189 209V208H188ZM206 209V208H205ZM204 209V210H205ZM237 209H239V208H237ZM242 209V210H243ZM2 210V209H1ZM5 210V209H4ZM33 210V209H32ZM40 210V209H39ZM44 210V211H45ZM139 210V209H138ZM157 210H158V208H157ZM186 210H187V208H186ZM191 210V209H190ZM196 210V209H195ZM210 210V209H209ZM239 210H241V209H239ZM35 211V210H34ZM37 211V210H36ZM43 211V214H44V216L45 217H43V215H42V217L43 218H45V219H49L52 223H57L58 221H57V219H54V220H51V218H50V213H48V214H50V215H48L47 214V210L44 212ZM164 211V210H163ZM165 211H166V209H165ZM189 211V210H188ZM191 211H193V210H191ZM7 211H5V213H6ZM33 212V211H32ZM49 212H51V211H49ZM53 212L54 211H52L51 213H52V217H54L53 216ZM140 212V211H139ZM3 213V212H2ZM12 213V212H11ZM26 213V212H25ZM29 213V212H28ZM56 213V212H55ZM54 213V214H55ZM136 213V211L133 213V215ZM172 213V212H171ZM207 213V212H206ZM7 214V213H6ZM99 214V213H98ZM139 214V213H138ZM141 214V213H140ZM143 214V213H142ZM160 214V213H159ZM178 214H179V212H178ZM181 214V213H180ZM185 214V213H184ZM188 214H190V212H188ZM241 214V213H240ZM10 215V214H9ZM40 215V214H39ZM126 215V214H125ZM133 215H130L131 217L133 216ZM160 215H163L162 213L160 214ZM167 215V214H166ZM229 215V214H228ZM243 215V216H244ZM5 216V215H4ZM14 216V215H13ZM32 216H33V214L32 213H30L29 214V218H32ZM56 216V215H55ZM112 216H109V218L110 217H112ZM115 216H114V218H115ZM126 216H128V215H126ZM136 216H138V215H134L133 217H132V219H139V216L138 217H136ZM148 216H150V215H148ZM165 216V215H164ZM185 216V215H184ZM227 216V215H226ZM12 217V216H11ZM47 217V218H46ZM104 217H107L108 218V216H104ZM122 217H124V216H122ZM122 217H120V218H122ZM155 217V216H154ZM153 216H152V218H154ZM161 217V216H160ZM3 218V217H2ZM1 218V219H2ZM5 218V217H4ZM14 218V217H13ZM20 218V217H19ZM102 218H103V215H102ZM102 218H100L101 220H102ZM108 218V219H109ZM113 218V217H112ZM130 218V217H129ZM147 218H149V217H147ZM151 218V219H152ZM156 218V217H155ZM163 218V217H162ZM181 218V217H180ZM227 218H230V217H227ZM242 218V217H241ZM241 218H240V220H241ZM6 220L8 219L7 217L5 218ZM24 219V218H23ZM23 219H21V221L23 220ZM116 219V218H115ZM114 219V220H115ZM141 219V218H140ZM150 219V220H151ZM164 219V218H163ZM174 219V218H173ZM11 220H12V218H11ZM18 220V219H17ZM31 220V219H30ZM44 220V219H43ZM99 220V219H98ZM103 220H104V218H103ZM106 220L107 219H105V222H106ZM153 220V219H152ZM167 220V219H166ZM226 220V219H225ZM232 220H234V219H232ZM237 220H238V218L235 220V222L237 223ZM5 221V220H4ZM3 221V222H4ZM8 221V220H7ZM16 221V220H15ZM24 221V220H23ZM28 221V220H27ZM37 221V220H36ZM39 221V220H38ZM45 221V223L47 222V223H49L47 220H44ZM139 221V220H138ZM143 221V220H142ZM163 221V220H162ZM177 221V220H176ZM243 221V220H242ZM9 222V221H8ZM62 222V221H61ZM84 222V221H83ZM245 222V221H244ZM5 223V222H4ZM18 223H20V222H18ZM86 223V222H85ZM100 223V222H99ZM113 223V222H112ZM127 223V222H126ZM141 223V222H140ZM158 223V222H157ZM169 223V222H168ZM174 223V222H173ZM218 223V222H217ZM14 224V223H13ZM123 224V223H122ZM153 224V223H152ZM239 224V223H238ZM0 225H2V222H1V224ZM6 225V224H5ZM15 225V224H14ZM16 225H20V224H16ZM22 225V224H21ZM33 225L34 226H32V224H28V228L27 229H25V231H23V233L25 232V235L26 236H28V235H32V237L34 236L33 235V233L35 232L36 233V228H35V224L33 223ZM46 225V224H45ZM51 225V224H50ZM132 225V224H131ZM143 225V224H142ZM163 225V224H162ZM38 226V225H37ZM36 226V227H37ZM49 226V225H48ZM55 226V225H54ZM71 226V225H70ZM88 226V225H87ZM144 226H145V224H144ZM146 226H147V224H146ZM149 226V225H148ZM154 226V225H153ZM244 226V225H243ZM6 227V226H5ZM5 227H4V229H5ZM11 227H12V225H11ZM46 227V226H45ZM250 227V226H249ZM260 227V228H261ZM264 227V226H263ZM2 228V227H1ZM0 228V229H1ZM10 228V227H9ZM35 228V229H34ZM38 228L42 231V230H44L45 228L44 227H42V225L41 226H38ZM49 228V227H48ZM64 228V227H63ZM70 228V227H69ZM86 228V227H85ZM101 228V227H100ZM176 228V227H175ZM179 228V227H178ZM220 228V227H219ZM16 229V228H15ZM19 228H17V230H18ZM57 229V228H56ZM68 229V228H67ZM66 229V230H67ZM84 229V228H83ZM89 229V228H88ZM99 229V228H98ZM97 229V230H98ZM116 229H118V228H116ZM129 229V231L127 232V233H125V235H127L126 237L127 238H129L132 234H131V230H130V228H128ZM148 229H150V228H148ZM166 229H169V228H166ZM246 229H247V227H246ZM258 229V228H257ZM2 230V229H1ZM22 230H24V229H22ZM36 230V231H35ZM53 230V229H52ZM55 230V229H54ZM64 230H65V228H64ZM91 229H89V231H90ZM134 230V229H133ZM144 230V229H143ZM174 230V229H173ZM175 230H177V229H175ZM224 230V229H223ZM260 230H263V228L262 229H260ZM7 231H9V230H7ZM70 231V230H69ZM75 231V230H74ZM100 231V230H99ZM119 231V230H118ZM138 231V230H137ZM140 231H142V230H140ZM167 231V230H166ZM257 231V230H256ZM18 232V231H17ZM22 232V231H21ZM38 232V231H37ZM40 232V231H39ZM53 232V231H52ZM72 232V231H71ZM108 232V231H107ZM122 232H123V230H122ZM126 232V231H125ZM134 234H138V236H141L142 235V233H140L141 235H139V233L138 232H134V231H132ZM142 232H144V231H142ZM148 232V231H147ZM152 232V231H151ZM172 232H174V231H172ZM224 232V231H223ZM222 232V233H223ZM34 233V234H35ZM42 233H46V231L45 232H43L42 231ZM68 233V235H69V232H67ZM72 233H74V232H72ZM77 233V232H76ZM90 233V232H89ZM120 233V232H119ZM175 233V232H174ZM177 233V232H176ZM220 233V232H219ZM225 233V232H224ZM252 233H253V231H252ZM38 234V233H37ZM50 234V233H49ZM78 234V233H77ZM76 234V235H77ZM79 234H81V235H87L88 234V231L87 230H81L80 232H79ZM91 234H93V233H91ZM111 234V233H110ZM150 234V233H149ZM4 235V234H3ZM45 235V234H44ZM47 235V234H46ZM54 235V234H53ZM71 235V234H70ZM89 235V234H88ZM94 235V234H93ZM96 235V234H95ZM107 235V234H106ZM144 235V234H143ZM142 235V236H143ZM146 235V234H145ZM251 235V234H250ZM249 235V236H250ZM1 236V235H0ZM8 236V235H7ZM55 236V235H54ZM73 236V235H72ZM71 236V237H72ZM80 236V235H79ZM109 236V235H108ZM121 236V235H120ZM119 235H118V237L119 238H121ZM133 236H136V235H133ZM147 236V235H146ZM2 237V236H1ZM31 237V236H30ZM37 237V236H36ZM58 237H59V235H58ZM61 237V236H60ZM64 237V236H63ZM75 237V236H74ZM77 237H78V235H77ZM77 237H76V239H77ZM87 236H85V238H86ZM104 237H105V235H104ZM113 237V236H112ZM118 237H117V239H118ZM122 237H124V233H123V236ZM259 237V236H258ZM13 238V237H12ZM21 238H23V237H21ZM79 238V237H78ZM88 238V237H87ZM100 238V237H99ZM114 238H115V236H114ZM145 238V237H144ZM147 238V237H146ZM248 238V237H247ZM251 238V237H250ZM2 239V238H1ZM9 239V238H8ZM14 239V238H13ZM13 239L11 240V241H13ZM81 239V238H80ZM89 239V238H88ZM93 239V238H92ZM121 239H123V238H121ZM124 239H125V237H124ZM133 239V238H132ZM142 239V238H141ZM252 239V238H251ZM40 240V239H39ZM51 240V239H50ZM49 240V241H50ZM10 241V239H9V241H5V242H3V243H0V264H10V262H12L15 258H20V256H18V253L17 252H14L13 253V255L11 256V257H8V255L7 254H5V247L6 248H8L7 246H8V244H13V242H11ZM1 242V241H0ZM11 242V243H10ZM122 242V241H121ZM121 242H120V246H121ZM5 243V244H4ZM22 243V242H21ZM29 243V242H28ZM35 243V242H34ZM147 243V242H146ZM4 244V245H3ZM25 244V243H24ZM23 244V245H24ZM27 244V243H26ZM126 244V243H125ZM131 244V243H130ZM136 244H142V243H136ZM28 245V244H27ZM27 245H26V247H27ZM85 245V244H84ZM92 245V244H91ZM116 245V244H115ZM119 245V244H118ZM124 245V244H123ZM134 245V244H133ZM29 246V245H28ZM108 246V245H107ZM128 245L126 244V247H127ZM177 246V245H176ZM19 247H21V246H19ZM25 247V246H24ZM105 247V246H104ZM117 247V246H116ZM123 247V246H122ZM129 247H131V246H129ZM138 247V246H137ZM85 248H87V247H85ZM92 248V247H91ZM135 248V247H134ZM146 248H147V245H146ZM18 249V248H17ZM94 249V248H93ZM96 249V248H95ZM116 249V248H115ZM121 249V248H120ZM124 249H125V247H124ZM130 249V248H129ZM141 249V248H140ZM8 250V249H7ZM15 250V249H14ZM90 250V249H89ZM106 250V249H105ZM108 250H109V248H108ZM149 250V249H148ZM31 251V250H30ZM30 251H28V252H30ZM91 251V250H90ZM113 251V250H112ZM12 252V251H11ZM34 252V251H33ZM92 252V251H91ZM106 252H107V250H106ZM125 252V251H124ZM15 253H17V254H15ZM108 253H110V252H108ZM113 253V252H112ZM126 253H128V252H126ZM130 253V252H129ZM140 253V252H139ZM6 256H5V255ZM99 254V253H98ZM106 254V253H105ZM136 254H137V252H136ZM142 254V253H141ZM92 255V254H91ZM100 255V254H99ZM135 255V254H134ZM102 256V255H101ZM141 256H143V255H141ZM144 257V256H143ZM18 258V259H19ZM27 258V257H26ZM29 258V257H28ZM85 258V257H84ZM95 258V257H94ZM114 258V257H113ZM130 258V257H129ZM147 258H148V255H147ZM125 259V258H124ZM127 259V258H126ZM150 259V258H149ZM16 260V259H15ZM29 260V259H28ZM88 259H81V258H79V259H77V260H75L74 262H72V263H70V264H90V261L88 262L87 261ZM92 261H94V260H92ZM91 261V262H92ZM139 261V260H138ZM141 261V260H140ZM144 261V260H143ZM160 261V260H159ZM262 261V260H261ZM14 262V261H13ZM26 262H27V260H26ZM144 262H146V261H144ZM16 263V262H15ZM53 263H54V261H53ZM52 263V261H51V263L49 262L48 264H53ZM262 263V262H261ZM61 264H69V261H65V262H63V263H61ZM97 264V263H96ZM184 264V263H183Z\"/></svg>",
    "mask_w": 264,
    "mask_h": 264
}]
</instances>
